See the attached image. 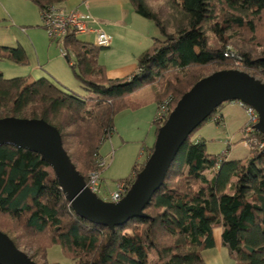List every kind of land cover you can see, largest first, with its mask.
I'll list each match as a JSON object with an SVG mask.
<instances>
[{"label": "trees", "instance_id": "trees-1", "mask_svg": "<svg viewBox=\"0 0 264 264\" xmlns=\"http://www.w3.org/2000/svg\"><path fill=\"white\" fill-rule=\"evenodd\" d=\"M30 1L41 13L65 0ZM128 1L137 15L152 21L158 30L131 75L109 78L98 60L99 52L109 46L80 40L71 28L56 40L86 93L84 98L46 77L5 78L0 71V117L43 118L56 126L64 149L84 178L103 158L99 149L115 130V115L142 105L131 99L132 92L159 80L173 108L204 76L201 70L212 65L234 66L239 61L251 75L264 78V55L227 45L235 36L253 48L264 47V0H165L174 21L151 9L147 0ZM206 31L214 38H208ZM1 58L28 62L20 45H0ZM165 120H154L155 135ZM205 121L179 148L143 215L113 229L74 212L53 169L38 153L0 145V221L6 217L0 230L8 234L14 223L22 244L40 253L42 263L36 264H58L46 259L47 250L55 245L73 264H206L202 251L214 246L213 230L221 229V245L236 264H264V147L251 149L244 160L228 158L227 152L213 155L202 137L193 136ZM246 125L247 119L239 142L244 140ZM249 135L264 140L254 128ZM153 144L123 178L128 188Z\"/></svg>", "mask_w": 264, "mask_h": 264}, {"label": "water", "instance_id": "water-1", "mask_svg": "<svg viewBox=\"0 0 264 264\" xmlns=\"http://www.w3.org/2000/svg\"><path fill=\"white\" fill-rule=\"evenodd\" d=\"M239 101L258 114L254 129L264 135V82L238 69H220L199 78L177 100L167 119L156 132L153 149L126 193L115 202L104 201L86 185L63 147L59 130L43 118L0 117V145L10 144L40 155L74 212L113 229L129 218L143 215L152 194L187 137L222 103ZM0 264H36L0 230Z\"/></svg>", "mask_w": 264, "mask_h": 264}, {"label": "rangeland", "instance_id": "rangeland-1", "mask_svg": "<svg viewBox=\"0 0 264 264\" xmlns=\"http://www.w3.org/2000/svg\"><path fill=\"white\" fill-rule=\"evenodd\" d=\"M14 1L15 7H19L18 0H13V2ZM126 1L127 2L125 3V6L128 7L129 5V7H131L130 2L128 0ZM25 3L26 6L24 7V10L27 13V20L30 22V24H32V28L34 27L37 30L35 32L36 39L42 37V41L40 42L39 46L43 58L46 59L47 56H50L51 54H56L59 58L51 59L48 62L45 61L47 64H45V62L41 63V67L45 68L46 72L48 73H44L42 70H38V68H33L35 71H30L31 67L36 65V63L34 62L35 60L34 54H32V48L27 45L26 39L20 34V32L18 37L13 34L14 31H17L16 34H18V30H16L17 28H13V33L5 31L4 28H0V38L1 35L5 38V41L0 39V45L8 48H14L18 46V44L20 46L23 45L27 50L25 52L28 57V63L26 64H16L8 58H1L0 71L2 72L3 76L5 78L28 76L29 79H31L30 81L44 76L54 82H58L60 84L62 83L64 87L69 89L68 91L74 92L84 98L86 93L84 90H82L78 78L74 75L73 71L69 67L65 57L61 54L63 50L60 43L57 40L50 39L43 30L41 14L38 7L30 0H24V4ZM146 3L153 10H161V15L164 19L168 21L175 20V17L172 15V10H169L165 0H147ZM128 9L129 13H131V16L134 15V17L139 19V21L149 23V36L154 37L158 35V30L152 21L137 15L134 10H132V8ZM206 34L208 38H214L213 34L210 32L206 31ZM227 34H231V31ZM78 38L88 42L91 41V37H89V35H79ZM17 41H19L22 45L17 43ZM227 45L232 49H243L248 51L251 55H264L263 46L253 48L252 45L241 41L235 36L228 41ZM120 50L121 52L115 51L111 53L106 49H103L99 52V60L108 63V68L110 70L109 74H111L110 76H112L111 71L116 68V66L112 67L113 65L118 63L127 65L126 71L122 72L123 74L130 73L129 69L131 66L128 68V64L131 63L133 67L135 66V61L132 59L133 57L131 55L132 49L121 45ZM70 55V60L74 62L75 56L73 54ZM220 69H238L250 73L239 65H230L226 67L219 64L212 65L210 68L202 69L201 72L205 76ZM76 71H80L78 67H76ZM254 76L264 82V78L256 74ZM162 83L163 82L158 80L147 86H150L155 91L157 99H159L162 105L165 106L163 110L164 112L166 111V107H168L166 114L169 115V113L174 108L171 107L173 100L172 98L167 100V104L165 99L170 97V94L165 93ZM145 96L147 98L148 94L146 95V91L142 89L136 90L130 95L132 99H143ZM157 104L155 105V103L152 101H147L139 109L125 110L115 115V131L108 141H106L101 147V154L106 159V170L103 179L110 190H115L119 180L125 178L131 173L132 167L135 163H141L143 161L145 158L144 151L147 147L153 144L155 139L156 125L154 124V120L156 117ZM219 113H223L226 116L225 127L224 125H221L223 124V119L222 115ZM213 118L218 120V123H216ZM246 119L247 115L242 105L239 104V101H227L221 104L216 109V111H214L213 117L206 120L203 126H201L193 136L202 137L206 143L207 151L213 155H221L222 153L227 152L228 158L244 160L249 155V151L243 146V140L241 142H239V140L242 137L241 126ZM50 121L55 123V120L50 119ZM208 175L211 176V174ZM226 190L231 192L230 189ZM3 221H6V217L1 218L0 222L2 223ZM9 229L12 230L8 231V235L11 237V239L13 238V240L17 242V247L25 253L27 252L28 254L33 255V261L35 263H42L40 253L38 251L35 252V249H30L27 244H22L20 230L16 228L14 223ZM46 259L50 263L57 262L58 264H73V262L63 254L61 248L58 245L52 246L47 250Z\"/></svg>", "mask_w": 264, "mask_h": 264}, {"label": "crops", "instance_id": "crops-1", "mask_svg": "<svg viewBox=\"0 0 264 264\" xmlns=\"http://www.w3.org/2000/svg\"><path fill=\"white\" fill-rule=\"evenodd\" d=\"M18 2H19L18 5L19 7L17 6L15 7L14 5L15 1L13 2V0H0V28H4L5 31L12 33H13V28L14 29L17 28L16 30H18V34H16L17 31H14L13 34H15L18 37L20 32V34L23 35V37L26 39L27 45H29L32 48V54H34V60H35L34 62L36 63V65L33 64L34 66L31 67L30 71H35L33 68H38V70H42L44 73H48L46 72L45 68L41 67L42 65L41 63H44L45 61L48 62L49 60L54 58L58 59L59 57L56 54L55 55L51 54L50 56H47L46 59L43 58L39 46L40 42L42 41V37L36 39L35 32L37 30L34 27L32 28L31 26L32 24L28 22L27 13L24 10L26 3L24 4V0H18ZM126 2H127L126 0H65L63 2L57 3L56 5L61 8L75 9L79 12L88 13L94 16L95 18H97L99 20V27L102 28L111 36V44L109 45L108 48H106L108 52L111 53L115 51L121 52L120 50L121 45H124L126 48L132 49L131 55L133 57L132 59H134L135 61L134 62L135 66L133 67L131 63L128 64V68L131 66L129 69L130 73L128 74L131 75L136 71V64L138 58L151 45L152 37L149 36L150 35V31L148 30L150 26L149 23H144L142 21H139V19L134 17V15L131 16V13H129L128 8H132V6L130 4L131 7H129V5L128 7H126L125 6ZM92 26L94 25H91V27ZM79 35H89V37H91L90 39L91 42H93L94 39L93 31L84 34H77V36ZM0 39H3V41H5V38L2 35ZM17 43L20 42L17 41ZM23 48L25 49V51H27L25 46H23ZM47 62H45V64H47ZM99 63L105 66L107 76L109 78H121L124 76H128V74L122 73L123 71H126L127 65H122L120 63L113 65L112 67L116 66V68L111 71L112 76H110L111 74H109L110 70L108 68V63L105 61L102 62L101 60H99ZM30 80L31 79H29V81ZM141 89L146 91V95L148 94L147 98L145 96V98L143 99H139V98H134V99L131 98V99L140 100L142 102L141 106H143L147 101H152L156 105L158 99L156 97L155 91L150 86L147 87L145 86ZM126 110H130V109H126ZM219 114L222 115V119H223V124L221 125H224L225 127L226 116L223 113H219ZM108 139L105 140L103 144L106 141H108ZM101 147L99 149V152L100 155L102 156ZM145 153L146 151H144V155ZM105 170L106 168L104 167L102 172V177L104 176ZM213 237H214V246L212 248H208L202 251V257L204 259V262L206 264H236L228 256L226 250L221 245V229H214Z\"/></svg>", "mask_w": 264, "mask_h": 264}, {"label": "built area", "instance_id": "built-area-1", "mask_svg": "<svg viewBox=\"0 0 264 264\" xmlns=\"http://www.w3.org/2000/svg\"><path fill=\"white\" fill-rule=\"evenodd\" d=\"M42 27L50 39L62 38L68 29H73L76 34H84L94 32L93 42L97 46L108 47L111 44V36L99 27V20L94 16L79 12L75 9H67L58 7L56 4L51 5L41 11ZM91 25H94L91 27ZM62 54H65L63 51ZM226 53L225 55H227ZM236 65H240V62H236ZM171 97L165 100H170ZM168 104V101H167ZM242 105L247 115V125L244 128V140L243 146L250 152L253 148L261 149L264 147V140H259L250 137V131L254 128V124L258 121V114L255 110L248 105L239 102ZM165 106L159 102L156 110L155 119L163 121L168 116ZM106 165V159L101 158L97 161L96 167L91 170L85 178L86 185L94 192L99 198L104 201H118L128 190L127 182L122 179L119 180L116 189L110 190L101 176L102 170Z\"/></svg>", "mask_w": 264, "mask_h": 264}]
</instances>
